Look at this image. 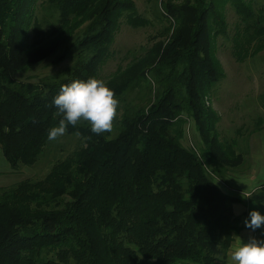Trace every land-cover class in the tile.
Returning <instances> with one entry per match:
<instances>
[{"label": "trees", "instance_id": "16d2710c", "mask_svg": "<svg viewBox=\"0 0 264 264\" xmlns=\"http://www.w3.org/2000/svg\"><path fill=\"white\" fill-rule=\"evenodd\" d=\"M160 1L167 38L105 81L120 101L113 132L69 125L81 144L60 158L69 137L47 133L61 86L102 79L123 23L149 20L135 0H0V149L14 171L56 157L45 177L0 187V264H229L245 225L217 180L245 154L221 139L208 100L226 79L220 38L240 62L264 50V1ZM55 56L74 63L43 81L16 77ZM250 199L264 207V187Z\"/></svg>", "mask_w": 264, "mask_h": 264}, {"label": "rangeland", "instance_id": "374dc122", "mask_svg": "<svg viewBox=\"0 0 264 264\" xmlns=\"http://www.w3.org/2000/svg\"><path fill=\"white\" fill-rule=\"evenodd\" d=\"M159 1L135 0L139 13L147 18L149 23L141 27L123 23L111 47L112 55L102 69L104 81L119 68L126 67L135 57L144 54L156 42L167 38V35L162 32L170 22L161 16L159 10L162 3L159 5ZM41 17H46L45 11H42ZM228 18L231 28H234L237 15L231 7L228 8ZM56 20L57 14L49 18V24ZM217 53L225 68L226 79L218 85L208 101L220 116L218 129L221 139L231 143L238 153L243 151L245 154V163L241 167L226 173L225 177L217 181L219 184L236 188L239 186L236 182L240 181L241 184H245L244 192L252 194L254 189L264 187V50L240 62L232 52L231 42L220 38ZM56 57L30 66L16 74V77L19 80L43 81L60 76L59 74L74 63L73 58L57 62ZM65 135L69 138H63L61 142L58 140L55 149L60 158L68 155L81 144V139L77 135ZM199 140L200 136L193 121H190L187 124L185 142L187 145H194ZM50 154L40 158L34 165L23 166L20 170L14 171L0 149V187L15 184L26 178L45 177L56 158L55 153ZM246 219L250 218L245 213L243 214L244 225ZM259 238L257 234V239Z\"/></svg>", "mask_w": 264, "mask_h": 264}, {"label": "clouds", "instance_id": "9594fccd", "mask_svg": "<svg viewBox=\"0 0 264 264\" xmlns=\"http://www.w3.org/2000/svg\"><path fill=\"white\" fill-rule=\"evenodd\" d=\"M61 118L56 126L47 133L49 141H56L67 133L69 125L75 127L82 121L90 125L91 132L96 135L111 133L119 114L120 101L115 91L99 78L73 80L61 86L52 101ZM255 191V190H254ZM242 197L251 194L242 193ZM250 219L245 226L253 231L264 226V215L258 210H251ZM232 264H264V240L250 237L247 242L238 243L230 253Z\"/></svg>", "mask_w": 264, "mask_h": 264}, {"label": "crops", "instance_id": "0c3cea01", "mask_svg": "<svg viewBox=\"0 0 264 264\" xmlns=\"http://www.w3.org/2000/svg\"><path fill=\"white\" fill-rule=\"evenodd\" d=\"M253 181L257 182V180H253ZM236 184H239L240 187L238 186L239 188L238 187L236 188V187H230L229 185L227 186L226 184H219L220 187L223 189V191H225L229 195L236 196V197L240 198V201L236 202L234 204L235 213L237 215H243L245 213L249 215L250 211L255 209V210L260 211L261 214L264 215V207L260 203H258L256 201H252L250 199V197H248V198L242 197V195H241L242 193L247 195V192L246 191L244 192V187H245L244 185L245 184H241L240 181L236 182ZM254 185H256V184H254ZM249 218H250V216H249ZM257 234H258V232H256V230L253 231V230H251L245 226L244 229L242 230V232L240 233V235L237 236L236 241L234 242V244H233V246L229 252V256H230L232 249L238 243L247 242L250 237H256L257 238ZM229 264H232V262L230 261V257H229Z\"/></svg>", "mask_w": 264, "mask_h": 264}, {"label": "built area", "instance_id": "2783aa9c", "mask_svg": "<svg viewBox=\"0 0 264 264\" xmlns=\"http://www.w3.org/2000/svg\"><path fill=\"white\" fill-rule=\"evenodd\" d=\"M248 194H250V193H248Z\"/></svg>", "mask_w": 264, "mask_h": 264}]
</instances>
